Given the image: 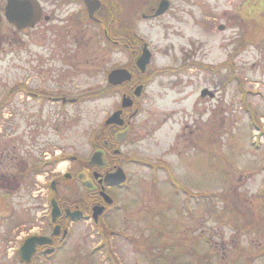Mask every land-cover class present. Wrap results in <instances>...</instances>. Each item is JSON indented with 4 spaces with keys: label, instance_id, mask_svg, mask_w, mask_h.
<instances>
[{
    "label": "rangeland",
    "instance_id": "1",
    "mask_svg": "<svg viewBox=\"0 0 264 264\" xmlns=\"http://www.w3.org/2000/svg\"><path fill=\"white\" fill-rule=\"evenodd\" d=\"M240 1H199L181 13L183 19L169 31L156 23H140L139 33L155 51L157 65L171 62L163 56L171 47L166 54L178 65L197 60L213 69L181 75L171 86L174 92L161 91L166 81L154 77L146 88L154 99L143 102L144 112L133 120L137 129L157 127L165 115L168 119L150 140L128 147L129 153L124 150L168 164L180 188L171 191L162 172L151 185L150 173L136 169L131 189L119 197L121 209L105 223L118 264H264V41L244 44L239 38ZM219 25L225 30L219 31ZM44 38L40 32L18 33L4 20L0 23V97L16 79L70 97L105 93L84 96L80 105L67 106L62 117H56V107L46 108V124L36 132L16 119L15 107H5L0 142L4 139L10 149L22 148L32 155L48 151L87 157L93 137L119 104L107 83L114 62L101 44L91 41L72 60L52 59L48 76L38 74L40 65L17 67L13 54L18 46L22 62L47 63L43 54L48 50L43 48L53 39ZM66 48L72 49L62 46ZM204 88L215 96L201 98ZM255 132L258 142L253 141ZM183 191L192 197L185 198ZM8 233L9 228L0 226V264H7ZM91 233L86 224L74 227L65 249L75 254L69 264H100L103 253L84 257L89 246L98 244Z\"/></svg>",
    "mask_w": 264,
    "mask_h": 264
},
{
    "label": "flooded vegetation",
    "instance_id": "2",
    "mask_svg": "<svg viewBox=\"0 0 264 264\" xmlns=\"http://www.w3.org/2000/svg\"><path fill=\"white\" fill-rule=\"evenodd\" d=\"M35 1L41 13L33 27L17 30L14 25L11 26L18 33L28 30L36 35L40 32V35L45 36L44 40L53 41L43 48L44 51L48 50L43 54L47 62L43 65L36 59L22 62L25 59L21 57L22 47L18 46L17 52L13 54L17 67H30L32 63L34 69L40 65L38 74L48 76L52 70V59L69 57L72 60L86 44L94 41L101 44L107 58L114 62L108 71L126 70L131 74L130 81L111 89L119 99L118 107L113 112L121 109L124 97L131 100V107L120 111L121 125H107L102 129L97 136V143L93 144L87 157L62 152L50 155L48 151L42 152V155H32L22 148L10 149L8 145H4V139L0 142V226L6 230L9 228L4 240L7 264H69L73 262L71 255L75 254H68L65 249L74 227L86 224L92 231L103 228L108 218L121 209L119 197L131 189L136 169H145L150 173L151 185H156L158 172L165 175L163 180L170 190L177 184L168 164L160 162L158 165L138 154H127L124 150L126 148L128 152V147L150 140L165 124L163 121L168 119L165 115L157 127L149 129L138 130L133 123L144 112L143 102H152L154 99L146 92L148 84L154 83L153 79L157 78V81H166L160 88L161 91L174 92L175 87L171 86L176 85L181 75L189 71H212V67L197 60L178 65L166 54L171 51V47L163 51V56L171 62L157 65L155 51L138 29L141 22H151L169 31L183 19L181 13L191 11L202 0ZM5 7L6 0H0V23L3 20L7 22ZM262 9L264 0H241L238 3V26L241 30L239 38L244 44L264 41L260 37L264 35ZM245 18L250 21H245ZM259 23L262 24L261 28L257 26ZM33 40L36 41L37 38L33 37ZM63 45H71L70 52L67 51L68 48L62 49ZM145 47L149 52V61L142 73L136 62ZM58 48L62 51L57 52ZM32 58L41 59V56L32 54ZM38 88L24 79H16L7 95L0 97V128L3 109L8 106L16 108L18 121H26L31 130L36 132L46 124L49 114L45 111L46 108L56 107V117H62L67 106L82 103V94L70 97ZM137 88L140 90L139 97L134 96ZM176 99L177 97L173 103L177 102ZM25 108L28 109L27 112ZM2 137L1 129L0 139ZM94 153L102 154L98 163H91ZM63 165L65 168L60 170ZM111 174H117L118 180L125 178V181L120 185L105 182V177ZM27 241L36 242L30 253L24 247ZM103 251V248L92 249L89 246L84 257L89 260ZM105 262L108 261L99 259L100 264Z\"/></svg>",
    "mask_w": 264,
    "mask_h": 264
},
{
    "label": "water",
    "instance_id": "3",
    "mask_svg": "<svg viewBox=\"0 0 264 264\" xmlns=\"http://www.w3.org/2000/svg\"><path fill=\"white\" fill-rule=\"evenodd\" d=\"M7 4L5 7V17L7 21L18 29L32 27L38 17L40 16V7L38 3L35 0H6ZM219 30L223 29V26L218 27ZM149 61V52L146 50V48L143 49V54L139 57L137 60V67L141 70V72H144L145 67ZM131 75L125 71V70H117L113 71L108 75V83L110 85H119L124 82L130 81ZM140 90L137 88L135 91V94L138 96ZM206 95H209L210 97H213V94L209 93L207 90H203L201 93V96L204 97ZM131 102L128 100H123L122 108L130 107ZM120 111L114 113L107 121L106 124H121L120 120ZM102 154L98 153V155H94L92 158V163H98V161L101 160ZM117 174L116 175H107L105 177L106 182H116L120 183L123 181L120 180L117 181ZM100 213V212H98ZM36 242L29 241L26 246L25 250H27L28 253H30L32 248H34Z\"/></svg>",
    "mask_w": 264,
    "mask_h": 264
},
{
    "label": "trees",
    "instance_id": "4",
    "mask_svg": "<svg viewBox=\"0 0 264 264\" xmlns=\"http://www.w3.org/2000/svg\"><path fill=\"white\" fill-rule=\"evenodd\" d=\"M90 96H97L99 95L97 92L96 93H92V94H89Z\"/></svg>",
    "mask_w": 264,
    "mask_h": 264
},
{
    "label": "bare ground",
    "instance_id": "5",
    "mask_svg": "<svg viewBox=\"0 0 264 264\" xmlns=\"http://www.w3.org/2000/svg\"><path fill=\"white\" fill-rule=\"evenodd\" d=\"M61 167H63V169L65 168V165H63V166H61ZM61 167L59 168L60 170H61Z\"/></svg>",
    "mask_w": 264,
    "mask_h": 264
}]
</instances>
